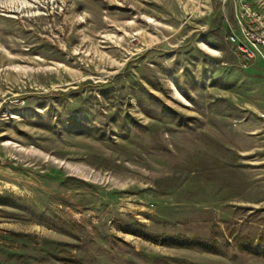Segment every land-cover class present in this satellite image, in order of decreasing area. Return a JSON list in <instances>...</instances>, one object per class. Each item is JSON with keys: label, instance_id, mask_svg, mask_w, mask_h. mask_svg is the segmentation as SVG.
<instances>
[{"label": "rangeland", "instance_id": "1", "mask_svg": "<svg viewBox=\"0 0 264 264\" xmlns=\"http://www.w3.org/2000/svg\"><path fill=\"white\" fill-rule=\"evenodd\" d=\"M223 9L0 0V264H264V67Z\"/></svg>", "mask_w": 264, "mask_h": 264}, {"label": "built area", "instance_id": "2", "mask_svg": "<svg viewBox=\"0 0 264 264\" xmlns=\"http://www.w3.org/2000/svg\"><path fill=\"white\" fill-rule=\"evenodd\" d=\"M223 9L226 41L242 65L264 67V0H219ZM264 69V68H263ZM264 119V103L258 112Z\"/></svg>", "mask_w": 264, "mask_h": 264}, {"label": "trees", "instance_id": "3", "mask_svg": "<svg viewBox=\"0 0 264 264\" xmlns=\"http://www.w3.org/2000/svg\"><path fill=\"white\" fill-rule=\"evenodd\" d=\"M164 243H165V241L164 240H162ZM174 243H176V242H174ZM176 245H183V246H191V245H198V244H194V243H192V242H177L176 243ZM242 249H244V250H246V251H249V252H251V253H253V254H256V250L255 249H250V248H242Z\"/></svg>", "mask_w": 264, "mask_h": 264}, {"label": "bare ground", "instance_id": "4", "mask_svg": "<svg viewBox=\"0 0 264 264\" xmlns=\"http://www.w3.org/2000/svg\"><path fill=\"white\" fill-rule=\"evenodd\" d=\"M148 21H149V22H153V20H152V19H148Z\"/></svg>", "mask_w": 264, "mask_h": 264}, {"label": "crops", "instance_id": "5", "mask_svg": "<svg viewBox=\"0 0 264 264\" xmlns=\"http://www.w3.org/2000/svg\"><path fill=\"white\" fill-rule=\"evenodd\" d=\"M263 103H264V101H263ZM262 106H263V104H262ZM262 108V107H261Z\"/></svg>", "mask_w": 264, "mask_h": 264}]
</instances>
